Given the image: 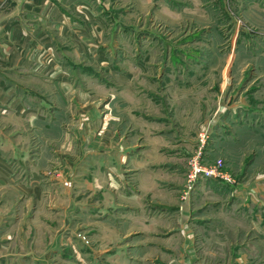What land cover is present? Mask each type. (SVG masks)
I'll return each instance as SVG.
<instances>
[{"label": "rangeland", "instance_id": "obj_1", "mask_svg": "<svg viewBox=\"0 0 264 264\" xmlns=\"http://www.w3.org/2000/svg\"><path fill=\"white\" fill-rule=\"evenodd\" d=\"M164 2L180 14L179 22L160 12L157 3L146 10L124 5L122 0H115L113 8L94 6L98 30L96 25L95 30L89 29L88 41L60 37L57 21L45 24L37 18L40 7L26 9L21 0L2 2V9L7 8L3 15L12 8L22 31L15 37L0 35V86L11 85L14 95L24 97L42 91L37 86L23 87L25 81L44 78L41 66L48 52L43 37L29 39L28 29L36 23L40 34L47 32L51 60L67 68L83 64L85 71L68 69L67 79L85 93L86 101L99 100L100 122L95 132L106 128L115 131L120 141L128 137L141 141L138 132L146 129L148 145L131 147L128 158L136 161L115 167L119 177L111 163L98 169V155L86 151L72 170L62 173V181L69 174V178L76 174L91 181L92 169L104 182L99 192L91 194L89 188L76 192L82 203L69 230L64 229L67 224H63L60 206L53 207L47 200L54 190L59 194L60 181L54 178L64 166L59 164L57 146L43 139L49 144H43V149L32 135L26 151H19L25 153L23 161L29 167L23 171L22 162L16 160L18 152L12 154L10 145L7 149L0 145V161L8 169L7 178L0 182V264H264V0ZM25 32L33 43L28 45L29 53L38 61L21 56L17 65L26 67H13L9 55L18 51L17 41L25 38ZM173 40L176 45L195 42L192 48L200 50L195 53L204 56L205 63L190 66L198 59L191 53L181 66L174 67L176 85L180 90L187 85L183 91L189 97L180 94L170 101L155 86L161 82L156 66L172 62L158 53ZM37 63L41 64L38 68L34 67ZM181 67L183 72L178 71ZM114 72L132 74L131 96L138 94L139 87L148 98L157 96L159 113L131 108L128 119L124 88L113 82ZM91 80L99 89L92 91ZM193 84L198 85L195 90L190 87ZM7 98L0 99V131L11 140L14 135L2 130L10 126L1 118L7 111L3 108ZM70 119L78 122V118ZM109 153L100 154L104 162ZM144 155L147 165L142 168L138 161ZM42 156L47 164L40 181L50 186L46 197L37 200L31 195L29 170H36ZM215 164L216 175L194 170L195 165L208 169ZM112 174L116 192L132 195L126 198L128 216L115 224L120 229L107 225L100 229L91 222L98 217L90 213L89 203L108 196L111 188L106 183ZM64 184L73 189L75 182L69 179ZM38 203H43L41 209Z\"/></svg>", "mask_w": 264, "mask_h": 264}, {"label": "crops", "instance_id": "obj_2", "mask_svg": "<svg viewBox=\"0 0 264 264\" xmlns=\"http://www.w3.org/2000/svg\"><path fill=\"white\" fill-rule=\"evenodd\" d=\"M4 0H0V35H4L6 37L16 36L18 31H22L21 26H17V20L18 17L13 15L12 8H9L10 13L3 15L2 9V2ZM17 2V0H15ZM23 2V5H25L27 8H33V7H40L39 14L37 18H41V20L46 24L50 23L51 21H57V31L59 36H67L68 38H75L83 39V40H89V29L94 28V25L96 24V18H97V12L94 9V6H102L103 8H109L114 6L115 0H21ZM124 5H130L133 4L139 9L149 7L150 5H153L154 3L160 5V12L165 13L168 17H177L176 19H180V14L176 13V11H173L170 8H167L166 3L164 0H122ZM160 1V2H159ZM188 2H193L196 4L198 0H187ZM93 6V8H92ZM144 10V11H145ZM186 9H183L185 11ZM30 11L27 10L28 15H32L35 17L34 14L29 13ZM162 13L160 15H162ZM185 13V12H183ZM130 19V18H129ZM175 19V20H176ZM33 20V19H32ZM5 22V23H4ZM11 22V23H7ZM85 22V24H84ZM60 23V24H59ZM5 24V25H4ZM11 24V25H8ZM130 24V21L129 23ZM91 25L90 27H88ZM36 25V23L33 24V27L29 28V35L26 36L25 32V38L22 39V41H17V52H12L11 55H9L8 62L11 63L13 67H21L24 68L26 66H18L17 62L18 59L21 56H24L23 59L26 57L35 58L38 61V58H36L32 52L29 53L30 47H28L29 44L32 41H29V39H35L36 36L42 35L43 37V48L48 52L45 54V59L42 61L43 65V79L40 80H33V81H25L23 87H32L37 86L42 89L39 94L31 95V93L28 96L20 95L17 93L16 95L13 94V88L11 85H5L4 87L0 86V94L1 98H4V96L8 97L5 101V108L6 114L2 115L1 118L6 122L10 123V126L4 129L2 127L3 131H10L14 136L10 140L7 138L6 135H2L3 132L0 131V137H3L0 141L3 148L7 149V145L11 146L12 154L14 152H18V154H15L17 157V161H20L21 167L23 171H26L29 169L27 164L25 165L23 160H26L25 153H19L20 150L26 151V147L30 144L32 135L37 139V141H40L42 143V146L48 147L49 144H47L48 141L42 142L43 139H48L51 141L50 143L54 146H57L59 154V164H62L63 171L60 172V176L54 179H58L60 181L59 184V194H55V190L49 194V198H57L58 199L51 203V201L48 200L49 204H54L55 206H60L59 209L62 210V213L64 214L63 218V224L65 225L64 229L69 230L70 224L72 221L73 216H77L76 208H80V205L82 202L76 197L78 193L80 192L82 188H89V191H91V194L95 193V190L99 192L101 188L104 185V182L99 179L98 173L95 175L92 172V169L90 170V173L92 175V180L87 181L84 178H76V174L73 178L71 177V174L66 176V179L62 181V173L67 174L69 171L72 170L78 161L81 160L82 154L86 151L87 153L91 154H97L98 157L96 159V164L99 169L100 165H104L107 163H111L110 166L112 168V172L115 174V176L119 177L120 173H116L115 167H120L122 163H129L132 164L133 161H136L135 158H128V151L131 149V147H136L137 145L140 147L141 145L147 146L148 145V137H147V130L144 129L143 133L138 132V136H141V141H138L136 138L128 137V139H124L123 141L118 140L115 131L112 132L109 129H103L100 132L96 133L98 127H99V111L97 108V104L99 103V100H90L86 101L87 96H84L85 94L82 90H76L73 86L72 82L67 79V71L70 69L72 71L73 69L78 68V70L85 71L82 64L81 66H69V68L60 66L55 61L51 60L50 56V49H51V43L49 41V38H47V32L42 31L43 34H40L39 29ZM96 30H98V26L96 27ZM29 38V39H27ZM196 39V37H193ZM170 39V38H169ZM194 39V40H195ZM18 40V39H16ZM168 40V39H167ZM165 40V41H167ZM196 40H203L206 39L204 37L197 38ZM34 41V40H33ZM176 40L171 41L170 43H166L165 49L158 53L162 58L165 57L167 61L171 60V64H166L170 66H160L162 63L159 62V66H156V70L159 72L157 73V78L161 80L159 81V85L155 86L158 87L160 90L159 92L162 93L163 96H167V99L170 101H174L178 98V95L184 98L187 96V91L184 92L183 90H186L185 88L187 85H184V88L180 90V86L176 85L175 80V74H174V67L181 66L182 60H188L187 56H190L191 53H195V51L198 48H192L193 43L191 41H185L179 44H175ZM27 44V45H26ZM85 45V44H84ZM206 43L203 42L202 46L205 47ZM27 49V50H26ZM203 49V48H202ZM200 51V50H197ZM181 52V53H180ZM196 55V53H195ZM148 56V55H147ZM197 56V55H196ZM180 57V58H179ZM197 60L193 59V62H190V66H198L201 67L203 64L200 62L205 63V61L202 59L204 56H197ZM147 62L148 57H145L143 59ZM196 60V61H195ZM157 60H155L156 62ZM198 64L196 65V63ZM187 62V64H190ZM70 64V63H69ZM41 64L37 63L34 67L38 68ZM145 66H143L144 71L147 70V64L144 63ZM184 67L178 68L179 72H183ZM167 70V74H163L164 71ZM90 72V69H89ZM189 74V72H188ZM114 76L111 75L113 78V82L117 85H121L124 88V94H123V101L126 103L127 108L129 109L127 112V118H130V112L131 108L136 110H141L143 112H146L149 110L150 113H159V108L157 107L155 103H158L159 100L156 99V97L147 96L143 92V89L139 87V92L137 95L131 96L132 88V74L129 72L126 73H113ZM33 82V83H32ZM89 87L93 89H99L98 86H96V82L89 81L88 83ZM193 86V90H195L194 86H198L197 84L190 85V87ZM189 89V88H188ZM103 90V89H102ZM103 92V91H102ZM182 92V93H181ZM195 92V91H194ZM104 93H108V91H105ZM185 93V94H183ZM191 94V93H190ZM112 99L115 98L113 94H111ZM177 97V98H176ZM189 97V93L188 96ZM0 98V99H1ZM82 99V100H80ZM191 100V99H190ZM195 101V100H194ZM203 101H206L203 99ZM72 104V106L70 105ZM9 109V110H8ZM146 114V113H145ZM162 114V113H160ZM70 118H78L77 123H73ZM1 119V121H3ZM82 120V121H81ZM69 124V126H68ZM9 133V132H8ZM53 142V143H52ZM42 147L43 149L46 147ZM1 148V149H3ZM106 151L109 154V160L103 161L100 154H103V152ZM79 152V154H78ZM124 152V153H122ZM46 154V152H45ZM85 155V153H84ZM129 159V160H128ZM110 161V162H109ZM116 161V164L115 162ZM100 162L102 164H100ZM141 163V167H145L147 165L146 163V155H144L143 161H138ZM80 163V162H79ZM46 162V158L42 156L41 161L38 163L36 170H33L32 168L29 170L32 179V185L30 186V191L33 195V199L41 200L42 197H46L45 189L49 188L50 184L46 185L42 181H40V175L41 171L44 169ZM91 168L93 167V163L91 162L89 164ZM8 169L7 165L2 163L0 161V182L5 181L6 175H7ZM111 174V173H110ZM109 174V175H110ZM113 175V174H112ZM115 176L113 175V178H107V187L111 188L108 189V196L106 198L102 199H95L94 202H90V213L94 216L97 215V219H91V222L94 223L93 225H96L98 228L103 229L106 225L108 227H112V229L118 228L115 226L116 223L120 222L121 219L125 220L128 215L125 213H128V200L126 199L128 197H131L132 195H127L124 197L122 194H120L117 189V182L115 180ZM142 176H145L144 174ZM97 177V178H96ZM76 178V179H75ZM12 179V178H11ZM71 179L72 182L74 181L75 184H73V189L69 185H65L64 182ZM12 181H14L12 179ZM52 181V180H50ZM63 182V183H62ZM119 182V181H118ZM44 185H43V184ZM50 183V182H49ZM56 183V182H55ZM121 186L120 184H118ZM20 189V188H19ZM110 190V191H109ZM38 192V194L36 193ZM104 192H101L103 195ZM126 195V194H125ZM43 207V203H38V208L41 209ZM105 216V217H104ZM123 217V218H122ZM69 226V227H68ZM120 229V228H118Z\"/></svg>", "mask_w": 264, "mask_h": 264}, {"label": "built area", "instance_id": "obj_3", "mask_svg": "<svg viewBox=\"0 0 264 264\" xmlns=\"http://www.w3.org/2000/svg\"><path fill=\"white\" fill-rule=\"evenodd\" d=\"M220 162H218V164H219ZM218 164L216 165H214L212 168H208V169H206V168H202V167H198V165H195L194 166V170L196 171V172H200V171H204L207 175H209V176H211V175H216V174H218L217 172H216V168L218 167Z\"/></svg>", "mask_w": 264, "mask_h": 264}]
</instances>
